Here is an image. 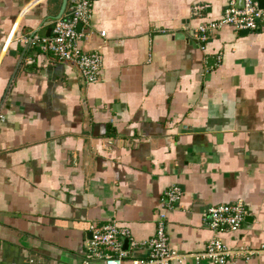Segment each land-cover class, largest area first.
Masks as SVG:
<instances>
[{"label": "crops", "instance_id": "crops-1", "mask_svg": "<svg viewBox=\"0 0 264 264\" xmlns=\"http://www.w3.org/2000/svg\"><path fill=\"white\" fill-rule=\"evenodd\" d=\"M228 1L92 0L79 43L102 64L87 83L21 43L50 33L62 0H0V264H104L86 248L91 226L110 222L129 230L121 264H134L159 212L182 255L218 237L241 249L222 264H264V29L194 35ZM194 4L207 7L193 16ZM172 184L182 196L166 210ZM238 200L239 229L207 226L210 206Z\"/></svg>", "mask_w": 264, "mask_h": 264}, {"label": "built area", "instance_id": "built-area-1", "mask_svg": "<svg viewBox=\"0 0 264 264\" xmlns=\"http://www.w3.org/2000/svg\"><path fill=\"white\" fill-rule=\"evenodd\" d=\"M206 7L205 4H194L191 7V13L193 16H199ZM91 19L92 0H75V6L68 16L53 20L48 35H39L34 32L21 39V43L30 46L38 44L42 53L48 52L57 60L74 64L85 82H95L101 68L102 56L97 51L82 50L79 43ZM78 25H80L79 30H77ZM222 26H230L238 31L264 29V7H259L256 0H243L241 7L236 5V0H229L217 20L200 23L194 28L195 39L204 43L208 33ZM100 35L104 36L105 31H100ZM36 59L39 63L38 56L25 58V63L33 64ZM181 196L182 190L178 185L168 186L161 198L164 209H171ZM246 214L247 210L240 200L215 204L205 213V222L213 231H235L242 225ZM164 221L165 214L159 212L155 232L146 242L149 249L148 255L134 261V264H167L171 260H180L186 255L192 257L194 264H199L204 259L222 264L228 257L241 251V249L237 251L229 249L220 238L212 237L201 251L182 255L169 246ZM90 233L91 237L86 248L87 256L101 258L104 264H121L127 251L121 248L119 238L127 237L129 230L116 222H110L100 228L91 226ZM131 245L133 247L135 243ZM85 263L88 264V262Z\"/></svg>", "mask_w": 264, "mask_h": 264}, {"label": "water", "instance_id": "water-1", "mask_svg": "<svg viewBox=\"0 0 264 264\" xmlns=\"http://www.w3.org/2000/svg\"><path fill=\"white\" fill-rule=\"evenodd\" d=\"M66 1L67 0H62V2H61V5H60V8H59V10H58V13L56 14V16H54V19H58V18H60L61 17V15L63 14V11H64V9H65V6H66ZM71 1H73L72 2V6L74 7L75 6V0H71ZM257 1V3H258V6L259 7H264V0H256ZM236 5L238 6V7H241L242 5H243V0H238L237 1V3H236ZM80 29V25H78V27H77V30H79ZM50 30H51V28H50ZM249 32V30H242V33H248ZM213 60H215L213 57H210L209 59H208V61L209 62H211V61H213ZM210 65V64H209ZM126 240L124 241V247H125V245H126Z\"/></svg>", "mask_w": 264, "mask_h": 264}]
</instances>
